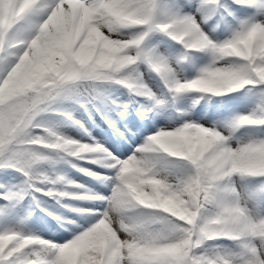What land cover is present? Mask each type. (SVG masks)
<instances>
[{
	"label": "clouds",
	"instance_id": "1",
	"mask_svg": "<svg viewBox=\"0 0 264 264\" xmlns=\"http://www.w3.org/2000/svg\"><path fill=\"white\" fill-rule=\"evenodd\" d=\"M8 171L0 264H264V0H0Z\"/></svg>",
	"mask_w": 264,
	"mask_h": 264
},
{
	"label": "rangeland",
	"instance_id": "2",
	"mask_svg": "<svg viewBox=\"0 0 264 264\" xmlns=\"http://www.w3.org/2000/svg\"><path fill=\"white\" fill-rule=\"evenodd\" d=\"M189 10H190V9H189ZM160 47H161V50H163V49H165L166 47H168L167 42H165V43H161ZM158 122H160V121H158ZM144 126L150 128V127H151V124L148 123V122H145L144 125H141V127H144ZM133 128H135V127H133ZM135 130H138V129H135ZM93 131H94V134L97 135V136H99V137H110V134H108V133H107L106 131H104V130H101L99 127H95V128L93 129ZM138 131H139V130H138ZM110 142H111V141H110ZM73 175H74V176H77V178L83 179L82 177H79L78 174H76V173H74V172H73Z\"/></svg>",
	"mask_w": 264,
	"mask_h": 264
},
{
	"label": "trees",
	"instance_id": "3",
	"mask_svg": "<svg viewBox=\"0 0 264 264\" xmlns=\"http://www.w3.org/2000/svg\"><path fill=\"white\" fill-rule=\"evenodd\" d=\"M15 175L14 173H12L11 171L8 172H0V179H7L11 176Z\"/></svg>",
	"mask_w": 264,
	"mask_h": 264
}]
</instances>
